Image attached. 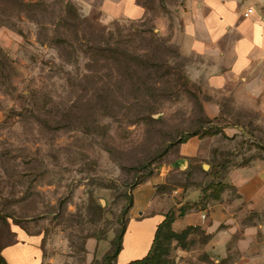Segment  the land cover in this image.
<instances>
[{
    "label": "rangeland",
    "instance_id": "374dc122",
    "mask_svg": "<svg viewBox=\"0 0 264 264\" xmlns=\"http://www.w3.org/2000/svg\"><path fill=\"white\" fill-rule=\"evenodd\" d=\"M140 1L148 15L132 20L105 16L100 0H0V252L16 225L42 235L45 264H115L135 190L163 177L174 148L207 124L217 94L180 53L172 0ZM221 103L237 114L223 121L264 141L250 102ZM216 140L247 153L244 137ZM167 178L158 190L177 198L217 181ZM253 237L218 259L192 232L179 264H264V226Z\"/></svg>",
    "mask_w": 264,
    "mask_h": 264
},
{
    "label": "crops",
    "instance_id": "0c3cea01",
    "mask_svg": "<svg viewBox=\"0 0 264 264\" xmlns=\"http://www.w3.org/2000/svg\"><path fill=\"white\" fill-rule=\"evenodd\" d=\"M172 2L168 14L177 15L179 21L174 40L181 55L193 60L189 67L191 73L210 92L217 94L211 103L205 104V115L212 120L209 125L213 130L221 131L194 135L178 144L163 177L135 190L115 264H130L145 258L169 215L173 216L175 232H189L187 244L178 240L171 243L170 258L178 264L189 251L192 232L205 235L208 240L205 251L222 259L232 253V247L242 246L245 235H254L257 239L264 226V141L257 139L243 123L223 121L222 117L237 114L225 112L221 103L225 96L237 104L247 101L254 106L256 115L264 116V0ZM100 8L111 18L139 20L148 15V8L140 0H100ZM248 8L254 12L245 16ZM160 19L167 22L169 18ZM241 137L246 139L244 155L230 153L217 145L216 139L235 141ZM175 173L211 179L220 176L219 181L232 187L224 190L219 198L206 199L201 189L180 198L176 196L178 189L158 190L163 184L169 185L167 176ZM232 188L235 199L229 201L227 197ZM13 232L14 241L1 250L6 263L45 264L42 235L16 225Z\"/></svg>",
    "mask_w": 264,
    "mask_h": 264
},
{
    "label": "trees",
    "instance_id": "16d2710c",
    "mask_svg": "<svg viewBox=\"0 0 264 264\" xmlns=\"http://www.w3.org/2000/svg\"><path fill=\"white\" fill-rule=\"evenodd\" d=\"M212 120L208 119L207 120V126L204 125L201 127L199 130L193 132L190 136H188L184 141H186L189 137L194 136V135H200V136H205V135H212L220 132V129L213 130V127L209 125ZM182 141V142H184ZM181 142V143H182ZM180 144V143H179ZM220 176H215V178H219ZM211 183L214 184V187H212ZM232 187L231 185H228L227 183H224L223 181H211L208 186L202 187V191L205 193V196L203 199H206L208 197H216L219 198L220 194L226 190L227 188ZM134 202V200H133ZM133 203L128 206L129 210L132 207ZM127 208V209H128ZM128 210V211H129ZM172 222H173V216H167L166 222L160 226L157 236L155 239V243L153 246V249L151 252L143 259L134 261L130 264H177L175 260L170 258V252H171V243L173 240H178L179 243H183L187 236H188V231H184L183 233H177L172 229ZM126 230V225L123 227L121 232L117 234L116 236V246H115V258L117 256V253L120 251L122 247V239H123V234ZM185 239V240H184ZM0 264H7L5 259L2 257L1 252H0Z\"/></svg>",
    "mask_w": 264,
    "mask_h": 264
},
{
    "label": "built area",
    "instance_id": "2783aa9c",
    "mask_svg": "<svg viewBox=\"0 0 264 264\" xmlns=\"http://www.w3.org/2000/svg\"><path fill=\"white\" fill-rule=\"evenodd\" d=\"M254 12L253 8H248L247 11L244 13L245 16H249L250 14H252Z\"/></svg>",
    "mask_w": 264,
    "mask_h": 264
}]
</instances>
